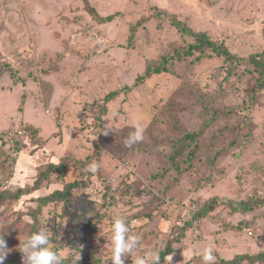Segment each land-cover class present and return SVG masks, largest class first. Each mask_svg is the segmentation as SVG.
I'll return each instance as SVG.
<instances>
[{"label": "rangeland", "instance_id": "obj_1", "mask_svg": "<svg viewBox=\"0 0 264 264\" xmlns=\"http://www.w3.org/2000/svg\"><path fill=\"white\" fill-rule=\"evenodd\" d=\"M173 18L238 57L264 56V0H0L4 264H22L20 241L45 229L63 264L85 256L112 264L115 216L140 238L125 264L168 248L171 264H204L208 245L214 264L264 254L259 74L208 52L199 61V53L175 57L191 39ZM163 59L166 73L106 99ZM134 122L144 139L126 147ZM92 162L95 174L85 170ZM71 182L84 184L72 204L41 206ZM239 201L259 205L232 214L228 203ZM192 204L203 212L196 230L187 225L171 243Z\"/></svg>", "mask_w": 264, "mask_h": 264}, {"label": "trees", "instance_id": "obj_2", "mask_svg": "<svg viewBox=\"0 0 264 264\" xmlns=\"http://www.w3.org/2000/svg\"><path fill=\"white\" fill-rule=\"evenodd\" d=\"M158 15L164 16V14L159 13ZM161 16V17H162ZM112 17H106L103 19L105 22L111 21ZM172 24L176 27V29L184 36L189 37L191 39V43H189L186 47H184L180 52L175 53V57L177 58H186L191 57L194 55V53H199V55L196 57V60L199 61L203 57H205V54L208 52L211 55L216 56L217 58H222L225 62L233 63L236 62L237 64L247 65V66H253L255 71L258 72V80H257V90L264 88V56L262 55H251L248 57H238L234 54H232L229 49L223 45L218 44L215 41H212L205 33H197L192 31L190 28H188L184 23L176 20L175 18L172 19ZM208 55L206 54V57ZM167 59H163L161 64L155 68L147 67V69L144 71L143 75L136 78L134 84L129 87L126 86L122 89H119L117 91H113L110 94L107 95L106 99L111 100L115 98L117 95L121 93H128L132 88H136L138 85L142 84L144 80L151 75H159L161 73H166L167 68L165 67V63L167 62ZM24 134L27 132V128L23 127L20 128ZM21 133V132H20ZM16 135L15 133H11L10 136ZM199 135L197 134H189L187 136V139H190V143L195 140V136ZM190 155H194V152H192ZM61 165H59L60 167ZM53 167V166H51ZM48 174V172H46ZM44 177V176H43ZM36 184H38V180L35 181ZM84 184L80 182H71L64 186V189L57 190L44 198L40 203L41 206L48 205L49 203H63V204H72L73 203V191L79 189L80 187H83ZM19 193H21V190H19ZM7 195L6 192H0V197H5ZM230 211L232 214H246L248 212H251L257 206L258 203H253L250 201H239V202H229ZM213 208V205L211 206ZM201 213V214H200ZM203 215V212H198L196 217ZM33 219H36L35 216H33ZM183 234V233H182ZM180 234V235H182ZM179 237V236H178ZM5 239V238H4ZM179 238H176L172 241H178ZM174 251L170 248L166 250V252H163L160 254L161 259L163 260L166 255L172 254ZM254 263V262H260L264 261V254H259L257 256H248V255H238L232 260L229 261H223V264H242L243 262ZM67 264H96L95 259H93L90 256H85L82 259L70 261Z\"/></svg>", "mask_w": 264, "mask_h": 264}, {"label": "clouds", "instance_id": "obj_3", "mask_svg": "<svg viewBox=\"0 0 264 264\" xmlns=\"http://www.w3.org/2000/svg\"><path fill=\"white\" fill-rule=\"evenodd\" d=\"M133 128L134 131L124 141L126 147H131L144 139V128L138 122L133 123ZM110 131H112L110 128H105L103 134L107 135ZM99 168L98 162H92L85 170L95 174ZM111 230V262L125 264L126 258L139 248L140 238L131 234L129 224L123 216L113 218ZM4 234L0 233V264H4L11 251L4 239ZM19 251L23 254L22 264H63L62 256L51 246L50 235L46 229L39 230L20 241ZM160 251L161 249H154L147 253L146 258L139 256L134 264H160ZM165 260L167 264H171L172 254L166 255ZM202 260L204 264H214L216 256L211 245L204 247Z\"/></svg>", "mask_w": 264, "mask_h": 264}, {"label": "built area", "instance_id": "obj_4", "mask_svg": "<svg viewBox=\"0 0 264 264\" xmlns=\"http://www.w3.org/2000/svg\"><path fill=\"white\" fill-rule=\"evenodd\" d=\"M196 214H197L196 205L192 204L182 213V215L179 216L175 225L174 235L171 239L174 240L178 238L180 231L184 229L187 225H190L192 230H196L200 222L199 218L196 217Z\"/></svg>", "mask_w": 264, "mask_h": 264}]
</instances>
